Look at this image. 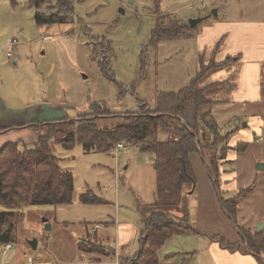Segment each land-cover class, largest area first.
I'll list each match as a JSON object with an SVG mask.
<instances>
[{"label":"rangeland","instance_id":"rangeland-1","mask_svg":"<svg viewBox=\"0 0 264 264\" xmlns=\"http://www.w3.org/2000/svg\"><path fill=\"white\" fill-rule=\"evenodd\" d=\"M71 1L72 8L67 13L68 18L55 24L38 23L35 16L37 11L48 15L56 10L55 0H44L39 7L29 0H0V42L7 37L17 39L13 48V60L9 62L10 75L11 81L14 80L22 92L24 90L20 77L30 80L31 73L36 68V61L40 60L38 72L42 73V85L36 93L37 85L33 82L31 86L34 91L28 90V98L31 96V99L38 98L40 91H52V98L57 97L65 103L66 107L71 106L69 109L72 115H68L69 117H76L78 113L86 111L91 112L93 110H90L91 103L94 102L104 103L109 110L133 111L138 108V100L145 101L150 106H157L156 103L161 94L173 93L186 85L198 73L201 64L213 65L205 73L202 83L203 81L205 83L220 82L226 85L231 75L228 73L234 63L231 60L221 64L216 61L219 59L217 53L221 51L222 43L209 45L195 40L196 37L199 38L197 34L204 25L201 22L202 18L213 19L222 14V0H161V14L173 15L181 23L188 22L189 19L199 20L191 27L193 33L191 38L162 39L156 44L150 42L151 30L155 26L157 16L153 11L152 0ZM233 2L235 3L233 9L241 10V14L256 8L261 13L264 10V0L259 1L260 5L255 0H234ZM215 10L219 11L216 12L217 15L214 14ZM168 22V17L163 18L165 25ZM48 25L50 27H47ZM67 34L76 37V49H72L75 44L72 37L69 42L63 38ZM9 42H7V50ZM102 42H106L111 50H108V47L104 48ZM103 54L107 57L105 61L108 70L104 73L98 66V58L103 60ZM5 55L1 57V61H7ZM14 60L17 62L16 65L12 64ZM6 75L9 76V72H6ZM130 86L133 87L130 88ZM120 87L127 92H124L122 96L121 90L119 100L118 88ZM222 89L219 91H223ZM192 92L194 90L188 91L187 94ZM71 102H74L75 106ZM231 134L229 133V137ZM55 136L58 138L60 134ZM158 136L164 137L161 131ZM207 150L208 154L211 153L210 156L214 157L215 150L213 152L212 145ZM54 151L60 158V165L68 167L67 169L73 172L76 188H83V191L91 184L92 191L106 200L101 202V205L114 203V192L116 193L120 186L121 190L131 198L132 193L128 186L142 178L149 179L151 175V171L149 172L143 166L146 160L144 155H148L146 153H141V158L135 157L134 161L130 159L131 157L117 161L118 151L87 154L82 152V147L77 142L71 148H64L60 143H56ZM93 157L102 158V164L95 165L92 161ZM113 163H115L112 166L115 173L112 176L111 174L106 176L105 173L112 171L105 167ZM126 164H130L128 169H125ZM226 168L229 169V166ZM221 170L219 169L218 172L220 173ZM262 171L254 168L251 181L257 182L258 175H261ZM209 172L215 177V169L211 166ZM225 172L229 173L227 175H230L232 182L235 181V179L232 180L233 175L229 170ZM206 175L208 176L207 171ZM84 177L96 179L87 181L85 185V182L81 180ZM198 177L200 178V174ZM218 179L220 182V175ZM248 186L255 187L254 184H248L246 187ZM219 193L222 197L226 196V193L224 195ZM186 201L187 195L185 203ZM255 206L256 204L252 203L249 210ZM83 208L87 206H70L64 212L55 210L53 205L29 208L18 224L17 241L11 243L12 249L2 254L3 245H0V264H19V250L24 246V253H31L34 260L47 262L41 264H69L77 259L85 258L87 247L81 248L82 252L78 250L80 242L90 247V242L79 237L77 220L78 216L83 215ZM261 214L264 216V209ZM258 220L260 222L255 224L256 228L258 224L264 223L263 219ZM45 222L50 226H45ZM233 227L235 228V225ZM235 231L237 232L236 229ZM203 236L205 239L209 237L205 233ZM184 237L187 238L185 244V250H187L193 238L190 234ZM32 238L37 239L35 249H31L27 243ZM179 247L180 243L175 240L174 244H167L165 250ZM107 259L113 260V257ZM118 262L116 258L112 264H118Z\"/></svg>","mask_w":264,"mask_h":264},{"label":"crops","instance_id":"crops-1","mask_svg":"<svg viewBox=\"0 0 264 264\" xmlns=\"http://www.w3.org/2000/svg\"><path fill=\"white\" fill-rule=\"evenodd\" d=\"M222 1V14L213 19L202 18L201 22L204 25L197 34L199 38L196 37L195 40L209 45L217 42L222 43V49L217 53L219 59L216 61L219 64L229 60L234 63L228 73L231 75L225 83L226 85L220 82L205 83L204 81L199 85L206 90L207 85L212 84L209 88V90L213 89L212 92H209L211 95L206 94L211 97V103L213 102L210 108L211 116L216 122L218 134L224 135L225 138L224 141L218 139L215 145L212 144L213 152L215 150L214 157H209L211 153L209 155L207 149L212 139L207 138L206 142L209 141L201 144L203 147L199 149V152L189 154L197 182L184 195L179 208L186 210L187 223L197 233L174 234L165 240L164 245L156 252L159 264H199V260L200 264H264V252L256 255L247 251L245 244L241 246V235L235 231L236 227H233L234 221H236L251 233L261 231L264 235V225L261 230L255 226L260 222L258 219L264 220V216L261 214L264 209V10L261 13L256 8L241 14V10L233 9L234 0ZM259 1L263 0H255L258 5H260ZM216 12L219 11L215 10V15H217ZM70 37L75 41L72 48L74 50V48L76 49V37L69 34L63 36L67 42ZM10 39L7 37L0 42V147L7 142H14L19 146L31 148L38 135L32 125L44 120L60 119L72 115L69 109L71 106L66 107L65 103L58 100L57 97L52 98V91H40L38 98L27 97L28 90H33L31 86L33 82L37 85L36 93L42 85V73L38 72L40 60L36 61V68L32 71L30 80L20 77L23 92L14 80L11 81L9 62L13 60L14 51L10 57L6 53L7 42ZM42 54L46 53L42 52ZM4 55L7 61H1V57ZM232 56H234L233 59ZM16 63L14 60L12 64L16 65ZM6 72H9V76L6 75ZM221 88L223 91H219ZM202 96L204 97V95ZM71 104L75 106L74 102ZM229 133H232L230 137ZM209 137L212 135L209 134ZM243 146L244 148L239 150V147ZM95 152L99 153L91 151L87 154H96ZM117 153V161H123L129 157L134 161L135 157L141 158V153L148 154L144 155L146 160H144L143 166L149 172L151 171V175H149V179L142 178L128 186L132 193L131 198L121 190L120 186L116 193L114 192L115 202L111 205H101V202L106 200L98 196L99 203L80 202L79 195L84 190L76 188L75 181L73 202L65 207H54L53 205V208L64 212L70 206H87L82 209L83 215L78 216L77 224L79 237L90 242L91 251H85V258L77 259L69 264H112L116 258L118 259L120 253L130 256L139 246V233L143 227L140 215L142 212H146L145 205L153 202L155 198L156 175L153 154L141 151L136 145H124V148ZM206 155L209 158H206ZM92 161L95 165H101L103 162L99 157H93ZM115 163L105 167L112 171L105 173L106 176L110 174L112 176L115 173L112 168ZM258 164L263 165V168H257ZM128 165L130 164L125 165V169H128ZM210 166L215 169L217 178L208 171ZM226 166H229V169ZM62 167L68 168L64 165ZM254 168L263 170L261 175H258L257 182L251 181L253 177L251 173ZM219 169H222L220 173ZM227 170L231 172L232 180L235 179V181H231L230 175H227L229 173L225 172ZM198 174H200V178ZM219 175L222 179L220 182ZM95 179V177H84L81 180L87 185V181L91 182ZM216 179L218 190L215 189ZM223 180L224 182H222ZM248 184H254L255 187L248 186L253 191L248 197L238 201L235 217L232 219L221 207L220 199L235 196L239 191L247 189ZM90 185L88 188L92 189ZM219 192L223 195L226 193V196H220ZM252 203H255L256 206L249 210ZM49 205L51 204L26 206L24 211L36 206ZM174 214L176 219L181 218V212L175 211ZM203 233L209 237L205 239ZM189 234L193 239L185 250L187 238L184 236ZM220 237H223L227 243H234L237 248L231 249L227 245H221L218 241ZM175 240L180 243V247L165 250L167 244L172 245ZM81 243L83 242L78 244L79 251H81ZM0 245L3 244L0 243ZM4 245L2 254L12 249L11 246L4 252ZM95 245L101 250L95 248ZM84 247L88 248V245L85 243ZM24 251L25 246L19 250V264H28V257L33 264L47 263L34 260L31 253H24ZM112 251L115 252V256L113 260H108Z\"/></svg>","mask_w":264,"mask_h":264},{"label":"trees","instance_id":"trees-1","mask_svg":"<svg viewBox=\"0 0 264 264\" xmlns=\"http://www.w3.org/2000/svg\"><path fill=\"white\" fill-rule=\"evenodd\" d=\"M29 1L37 7L44 2V0ZM55 1L57 9L48 15L42 11L35 13L38 23H59L68 18L67 13L72 8V1ZM152 2L154 14L157 15L150 35L152 44L162 39L192 37L189 22L181 23L173 15L161 14V0H152ZM165 17L169 18L167 25L163 23ZM102 43L104 48L108 47V50H111L106 42ZM103 57V60L98 58V66L104 73L108 70L105 61L107 57L104 54ZM212 66L201 64L198 73L190 82L173 93L161 94L157 106H150L149 103L138 100V108L133 111H115L109 110L104 103L94 102L91 103L90 110L93 109L91 112L86 111L77 114L76 117L65 116L60 119L44 120L32 125L38 135L31 148L19 146L14 142L2 145L0 147V243L3 245L16 243V229L24 218L26 206L48 204L65 206L73 202L74 175L69 169L60 165V158L54 151L56 143H60L64 148H71L77 142L85 153L91 151L114 153L122 149L117 148L118 143L132 144L141 151L153 154L156 175L155 198L153 202L145 205L147 210L140 215L143 227L139 233L138 248L130 256L120 253L118 264H159L156 252L164 245L165 240L174 234L197 233L187 223L186 210L184 208L181 210L179 207L187 191L196 185L189 154L199 152L203 143H207L210 139L212 140L209 145H215L218 139L224 141L225 138L224 135L217 134V125L211 116L210 108L213 102L211 103V97L206 94L212 92L213 89L209 90L212 84L207 85L206 90L199 87L205 73ZM121 90L122 96L127 92L126 89L118 88L119 100ZM192 90L194 92L187 94ZM160 131L164 135L163 138L158 136ZM203 132H205L204 138ZM55 134L60 136L56 138ZM209 134L212 137H209ZM206 138L209 139L207 142ZM243 148L244 146L239 147V150ZM209 157L206 155V158ZM217 182L216 179V190H218ZM252 191V188L248 187L233 197L221 198L220 205L234 219L238 201L248 197ZM79 200L82 203L100 202L90 188L79 195ZM175 211L181 212L183 216L176 219ZM234 222L241 235V246L245 244V249L256 255L264 252L263 233L261 231L251 233ZM218 239L221 245H227L231 249L237 248L234 243H227L223 237ZM80 247L83 248L84 243H81ZM95 248L99 249L96 245ZM85 249L91 251L90 247ZM114 256L115 252L112 251L110 257L114 258Z\"/></svg>","mask_w":264,"mask_h":264},{"label":"built area","instance_id":"built-area-1","mask_svg":"<svg viewBox=\"0 0 264 264\" xmlns=\"http://www.w3.org/2000/svg\"><path fill=\"white\" fill-rule=\"evenodd\" d=\"M16 42H17V39H16V38H12V39L10 40V42H9V48H8V50L6 51L8 57H10V56L12 55L13 48H14ZM117 148H123V144H122V143H118V144H117ZM10 248H11V244H10V243L5 244V245H4V252H5V250L10 249ZM27 263H28V264H33V263L31 262L30 257H28V259H27Z\"/></svg>","mask_w":264,"mask_h":264},{"label":"water","instance_id":"water-1","mask_svg":"<svg viewBox=\"0 0 264 264\" xmlns=\"http://www.w3.org/2000/svg\"><path fill=\"white\" fill-rule=\"evenodd\" d=\"M199 19H189V24L191 27H193L195 25V23L198 21ZM257 168H263V165H257ZM43 221H46L45 219H43ZM46 223V222H45ZM264 223L263 224H258L257 225V229L258 230H261L262 227H263ZM45 226H50L48 225L47 223L45 224ZM36 244H37V239L36 238H32V239H29L28 240V245L31 247V249H35L36 248Z\"/></svg>","mask_w":264,"mask_h":264},{"label":"bare ground","instance_id":"bare-ground-1","mask_svg":"<svg viewBox=\"0 0 264 264\" xmlns=\"http://www.w3.org/2000/svg\"><path fill=\"white\" fill-rule=\"evenodd\" d=\"M117 156V155H116Z\"/></svg>","mask_w":264,"mask_h":264}]
</instances>
